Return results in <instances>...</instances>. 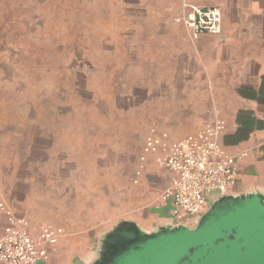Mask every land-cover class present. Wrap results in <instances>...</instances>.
<instances>
[{"label":"rangeland","instance_id":"1","mask_svg":"<svg viewBox=\"0 0 264 264\" xmlns=\"http://www.w3.org/2000/svg\"><path fill=\"white\" fill-rule=\"evenodd\" d=\"M185 2L0 0V198L20 195L36 230L64 226L72 264L90 247L97 258L122 221H170L165 178L150 167L133 179L152 128L177 138L213 115L206 103L191 115L166 87L188 32ZM253 144L242 148L257 172L242 188L264 194V137Z\"/></svg>","mask_w":264,"mask_h":264},{"label":"crops","instance_id":"2","mask_svg":"<svg viewBox=\"0 0 264 264\" xmlns=\"http://www.w3.org/2000/svg\"><path fill=\"white\" fill-rule=\"evenodd\" d=\"M184 1L202 7H220L222 31L218 35H202L198 40H193L188 32L182 34V48L177 51V73L167 77V91L172 97L180 96L185 103L191 105L190 113L193 116L201 115L200 105H214L213 115L209 119L219 116L226 121L221 143L231 154L238 155V181L232 187L231 195L260 192L242 188L245 174L257 172L256 157H248V150L242 147L244 144L255 145L253 143L256 137H264V0ZM150 167L156 168L155 181L159 182L165 178L163 191L170 184L174 174L153 160L149 162L147 169ZM12 198L10 199L13 204H8L16 216L24 220V225L32 235L37 236L46 226L63 229L62 237L54 247L49 248V257L41 264H72L70 254L62 253L67 241L64 226L48 224L43 228L34 229L31 212L25 207L20 210L24 199L21 200L20 195L18 198ZM216 200L218 199H211L210 206ZM163 207L167 214L166 219L170 220L164 225L147 228L138 222H132L147 233H153L164 226H178L171 213V204L164 203ZM198 221L199 219H191L185 225L190 227V222ZM45 223L47 222L42 224ZM6 224L7 219L0 211V226L3 225L0 236ZM97 251L95 247H90V250L79 258L81 264L91 260V264L96 262L102 249L96 258Z\"/></svg>","mask_w":264,"mask_h":264},{"label":"built area","instance_id":"3","mask_svg":"<svg viewBox=\"0 0 264 264\" xmlns=\"http://www.w3.org/2000/svg\"><path fill=\"white\" fill-rule=\"evenodd\" d=\"M185 4L187 9L181 20L193 40L221 33L220 7ZM225 130L226 121L214 116L202 128L181 137L173 138L168 131L154 128L145 136L133 181L140 182L151 160L172 172L174 176L163 190L161 200L171 204L177 225H185L189 218L200 219L210 207L211 199L231 195L238 181V155L222 145ZM0 211L7 219L0 236V264H41L47 260L49 248L58 243L63 229L46 226L34 236L3 198Z\"/></svg>","mask_w":264,"mask_h":264},{"label":"water","instance_id":"4","mask_svg":"<svg viewBox=\"0 0 264 264\" xmlns=\"http://www.w3.org/2000/svg\"><path fill=\"white\" fill-rule=\"evenodd\" d=\"M105 243L114 249L93 264H264V194L227 195L214 201L197 226L142 231L122 221Z\"/></svg>","mask_w":264,"mask_h":264},{"label":"flooded vegetation","instance_id":"5","mask_svg":"<svg viewBox=\"0 0 264 264\" xmlns=\"http://www.w3.org/2000/svg\"><path fill=\"white\" fill-rule=\"evenodd\" d=\"M114 249L113 244L105 243V247L102 250L99 259L101 258L102 260L108 258V256L111 254L112 250Z\"/></svg>","mask_w":264,"mask_h":264}]
</instances>
